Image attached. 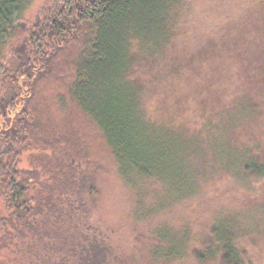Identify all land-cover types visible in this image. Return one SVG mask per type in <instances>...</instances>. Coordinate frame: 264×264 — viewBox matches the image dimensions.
Instances as JSON below:
<instances>
[{"label": "trees", "instance_id": "16d2710c", "mask_svg": "<svg viewBox=\"0 0 264 264\" xmlns=\"http://www.w3.org/2000/svg\"><path fill=\"white\" fill-rule=\"evenodd\" d=\"M186 2L63 0L25 28L29 0H0V264H246L228 221L199 245L167 224L148 240L103 206L106 166L130 184L167 174L165 133L131 71L171 41ZM263 174L247 161L234 186Z\"/></svg>", "mask_w": 264, "mask_h": 264}, {"label": "rangeland", "instance_id": "374dc122", "mask_svg": "<svg viewBox=\"0 0 264 264\" xmlns=\"http://www.w3.org/2000/svg\"><path fill=\"white\" fill-rule=\"evenodd\" d=\"M61 1L29 0L22 26L51 19ZM186 3L171 41L131 71L143 108L165 133L167 174L130 184L108 165L103 206L130 237L148 240L167 224L187 227L199 245L228 221L246 264H264V174L234 186L247 161L264 165V0ZM35 154L24 153L20 167L31 170Z\"/></svg>", "mask_w": 264, "mask_h": 264}]
</instances>
